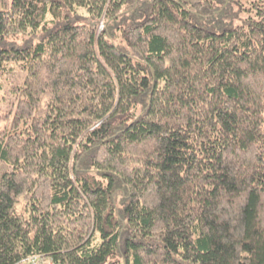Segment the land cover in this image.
<instances>
[{
  "label": "trees",
  "instance_id": "obj_1",
  "mask_svg": "<svg viewBox=\"0 0 264 264\" xmlns=\"http://www.w3.org/2000/svg\"><path fill=\"white\" fill-rule=\"evenodd\" d=\"M231 1L0 0V264H264V0L205 25Z\"/></svg>",
  "mask_w": 264,
  "mask_h": 264
},
{
  "label": "rangeland",
  "instance_id": "obj_2",
  "mask_svg": "<svg viewBox=\"0 0 264 264\" xmlns=\"http://www.w3.org/2000/svg\"><path fill=\"white\" fill-rule=\"evenodd\" d=\"M252 0H233L230 2L229 7L225 10L222 16L215 17L205 25L215 31H220L224 26L228 24H236L242 21V19L254 15V10L251 8ZM19 42V41H18ZM3 84L0 85V93L5 95V98L0 103L2 108H7L9 102L12 100V93L9 92L12 82H19L21 75L18 73H7L2 77Z\"/></svg>",
  "mask_w": 264,
  "mask_h": 264
},
{
  "label": "built area",
  "instance_id": "obj_3",
  "mask_svg": "<svg viewBox=\"0 0 264 264\" xmlns=\"http://www.w3.org/2000/svg\"><path fill=\"white\" fill-rule=\"evenodd\" d=\"M50 260L39 254H33L19 259L14 264H49Z\"/></svg>",
  "mask_w": 264,
  "mask_h": 264
}]
</instances>
